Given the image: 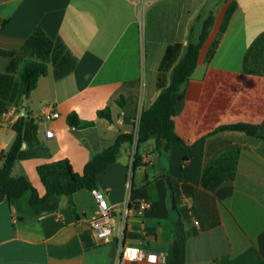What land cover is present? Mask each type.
Wrapping results in <instances>:
<instances>
[{
    "label": "crops",
    "instance_id": "0c3cea01",
    "mask_svg": "<svg viewBox=\"0 0 264 264\" xmlns=\"http://www.w3.org/2000/svg\"><path fill=\"white\" fill-rule=\"evenodd\" d=\"M211 15L214 25L174 118L185 144L169 153L156 151L155 138L139 148L124 145L97 188L73 196L74 210L68 197L42 214L29 205L30 193L2 202L0 264H117L122 239L139 249L129 264H166L179 220L187 264H264V140L220 130L264 124V0H0V51L11 53L0 54V153L11 148L14 125L24 117L26 142L15 177L27 176L43 197L40 166L66 159L83 174L121 134H137L142 112L169 85L194 41L197 21ZM39 30L61 41L76 66L57 79L47 61L48 75L25 106L20 70L44 54L24 48ZM49 105L59 118H50ZM107 107L111 120L98 115ZM71 113L94 125L70 127ZM136 154L142 165L134 170ZM165 177L172 179L178 213ZM94 191L111 204L128 197L152 208L130 213L125 226L119 211L114 241L100 243L88 224L97 209Z\"/></svg>",
    "mask_w": 264,
    "mask_h": 264
},
{
    "label": "trees",
    "instance_id": "16d2710c",
    "mask_svg": "<svg viewBox=\"0 0 264 264\" xmlns=\"http://www.w3.org/2000/svg\"><path fill=\"white\" fill-rule=\"evenodd\" d=\"M214 16L205 20L198 42L189 41L185 53L177 65L172 69L169 85L164 88L154 104L144 110L140 117L138 132L121 134L116 142L97 153L93 160L84 169L83 174L74 172L69 160L42 165L38 173L46 194L40 197L27 176L13 175L17 163L23 157V145L26 142L24 130L26 121L21 117L14 125L16 139L7 151L0 153V204L4 201L14 203L25 194L30 193L29 205L37 214L53 212L59 208L60 197L70 198V206L74 210L73 196L82 190L93 191L98 186V178L107 168L118 160L126 144H136L137 148L151 139H156V151L169 153L177 145L185 144L176 134L174 118L182 108L181 89L193 75L199 61L203 45L206 43L214 25ZM264 41V36L259 38ZM35 49L44 54L43 61L27 60L20 70V78L25 86V93L30 94L38 85L39 79L48 75L47 61L55 67V77L61 79L71 73L76 66V59L61 42H52L42 31H37L26 43L24 50ZM0 54L11 55L0 51ZM99 117L111 120L109 107L99 111ZM67 122L74 129L92 127L94 123H81L76 113H71ZM220 130H230L246 133L249 136H258L264 140V124L255 126L250 124H235L224 126ZM142 165V157L136 154L133 169ZM165 181L172 195V210L178 211V202L173 193V182L170 177ZM166 264H187V233L182 221H178L175 230L174 242L166 257Z\"/></svg>",
    "mask_w": 264,
    "mask_h": 264
},
{
    "label": "built area",
    "instance_id": "2783aa9c",
    "mask_svg": "<svg viewBox=\"0 0 264 264\" xmlns=\"http://www.w3.org/2000/svg\"><path fill=\"white\" fill-rule=\"evenodd\" d=\"M47 109L51 111V119H57L60 117V114L55 111L53 105L47 106ZM46 136L52 137L53 132H47ZM94 194L97 200V209L94 216L88 220V224L92 229L94 236L100 243H110L114 241L116 217L119 211L122 212L123 223L125 226L130 213L145 211L152 208V203L148 201L139 204H132L127 197L121 204H111L103 193L94 191ZM138 257L139 249L137 247L126 245L124 239H122L119 243L117 264L134 263L138 260ZM166 257L167 255H165V259Z\"/></svg>",
    "mask_w": 264,
    "mask_h": 264
},
{
    "label": "rangeland",
    "instance_id": "374dc122",
    "mask_svg": "<svg viewBox=\"0 0 264 264\" xmlns=\"http://www.w3.org/2000/svg\"><path fill=\"white\" fill-rule=\"evenodd\" d=\"M203 25L204 24L200 20L197 21L196 26H195L196 32L194 33L195 34V36H194L195 37V39H194L195 42H198V38H199V35L202 32Z\"/></svg>",
    "mask_w": 264,
    "mask_h": 264
},
{
    "label": "water",
    "instance_id": "95a60500",
    "mask_svg": "<svg viewBox=\"0 0 264 264\" xmlns=\"http://www.w3.org/2000/svg\"><path fill=\"white\" fill-rule=\"evenodd\" d=\"M25 98H26V101H25V106H26L27 105V100L29 98V94H26L25 95ZM24 113H25V108H24V111H23V114L22 115H24Z\"/></svg>",
    "mask_w": 264,
    "mask_h": 264
}]
</instances>
